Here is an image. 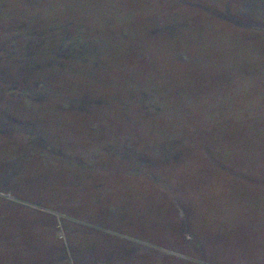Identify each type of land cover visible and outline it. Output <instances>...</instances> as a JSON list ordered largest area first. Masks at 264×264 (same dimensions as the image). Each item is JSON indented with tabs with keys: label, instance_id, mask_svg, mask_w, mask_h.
<instances>
[{
	"label": "rangeland",
	"instance_id": "obj_1",
	"mask_svg": "<svg viewBox=\"0 0 264 264\" xmlns=\"http://www.w3.org/2000/svg\"><path fill=\"white\" fill-rule=\"evenodd\" d=\"M0 264H264V0H0Z\"/></svg>",
	"mask_w": 264,
	"mask_h": 264
}]
</instances>
